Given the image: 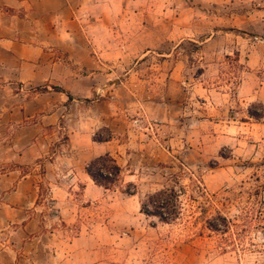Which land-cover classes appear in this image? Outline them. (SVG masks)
I'll return each instance as SVG.
<instances>
[{"label":"rangeland","instance_id":"374dc122","mask_svg":"<svg viewBox=\"0 0 264 264\" xmlns=\"http://www.w3.org/2000/svg\"><path fill=\"white\" fill-rule=\"evenodd\" d=\"M10 2L0 0L2 15L24 18L29 7L11 6ZM74 5L72 13H64V18L74 22L62 28L69 32L64 38L69 45H50L45 48L47 58L33 62L61 60L81 66L79 74L87 73V64L93 59L125 66L115 72L111 87L96 89L91 97L98 99L97 115L105 109L109 114L113 110L117 118L113 122L111 115L106 117L112 121L110 126L99 128L94 138H109L111 129L117 131L119 126L123 133L122 119L139 120L131 161L122 168L119 184L105 195L83 202L81 183L74 173L65 171L69 165L62 164V159L72 156L71 121L77 113L86 116L89 102L81 101L77 109L74 102H78L61 100L60 91L38 90L45 85L42 81L9 79L8 68V73L4 71L0 77V176L17 169L39 180L31 212L47 219L67 206L52 198L53 189L58 184L75 189L78 202L72 207L79 210V217L75 226L63 233L65 239L83 236L102 242L121 237L139 243L126 248L125 264H264V103L253 102L249 110L259 117L250 113V119L240 117L227 137L219 140L207 134L215 129L216 134L221 133L225 130L221 127L205 124L199 130L193 119L190 131L184 128L193 117L195 104L186 111L190 116L176 118V130L168 128L162 114L158 121L145 118L140 106L149 99L158 103L168 93L176 92L174 98L179 100L191 90L188 97H193L195 78L205 69L212 73L218 70V63L228 58L237 60L235 54L224 57L222 52L216 53L217 47H231L234 35L243 34L245 28L264 38V22L259 21L264 8L249 0H74ZM249 12L256 18L247 23ZM207 39L211 41L208 46ZM108 53L105 58L103 54ZM172 61L182 67L190 86L166 85L165 81H155L157 85L138 83L135 71H130L143 65L147 71L139 77L150 80L152 72L147 67ZM238 64L242 65L234 62ZM85 93L82 90L81 95ZM192 101L198 103L197 98ZM158 112L165 114V110ZM121 136L133 137L130 133ZM27 149L46 154L20 164L19 154ZM49 161L59 162L55 173L46 168ZM128 170L135 176L125 177ZM166 188L179 193L180 213L171 222H161L141 211L146 195ZM127 189L135 191L134 202ZM5 192L0 188V204ZM211 224L216 225L215 230ZM119 225L122 232L115 230Z\"/></svg>","mask_w":264,"mask_h":264},{"label":"crops","instance_id":"0c3cea01","mask_svg":"<svg viewBox=\"0 0 264 264\" xmlns=\"http://www.w3.org/2000/svg\"><path fill=\"white\" fill-rule=\"evenodd\" d=\"M249 1L251 4L257 1L258 6L264 8V0ZM10 5L28 6L29 8L26 9L24 18L6 17L0 11V77L3 76L4 71L8 73L9 68L8 78L11 80L42 81L49 91L52 86H61L66 89L72 95V99L78 102H74L77 109L81 101L89 102L86 116L77 113L75 114L77 117L71 121L69 141L72 156L66 160L62 159V164L63 162L68 164L69 167L65 165L67 166L65 171L68 174L74 173L75 179L81 183L83 202L95 200L105 195L110 189H105L95 183L87 173L88 163L100 155L110 153L122 168L127 166L132 156L130 149L133 148L138 137L135 136L134 131H137L135 124L139 120L125 118L122 119L125 121L123 133L119 131V126L117 131H114V128L111 129L109 140L97 141L94 138L99 128L110 126L112 121L106 117L111 115L113 122L117 118L113 110L109 114L105 109L103 115L101 113L97 115L95 101L98 99H92L91 94L96 89L111 87L115 72L121 68L125 69V66L120 61L121 64L112 65L105 60L97 62L93 59V63L90 60L87 64V73L79 74L81 66L62 63L61 60L53 61L52 59L53 63L45 60V63L42 61L41 64L33 62L43 56L47 58L49 53L45 48L50 45L55 44L62 48L69 45L67 39H64L69 32H64L62 28L68 22H74V19L64 18V13L74 11V0H11ZM255 18L256 16L249 12L246 16L247 23ZM259 21L264 22V14ZM247 30L245 28L241 32L243 34L234 35L231 47L222 46L215 49L216 53L222 52L224 57L235 54L237 60L228 58L227 61L218 63V70L212 73L205 69L204 73L195 78L194 86L191 88L194 90L193 97H188L191 94L190 90L188 96L179 98V100L174 98L176 96L174 92L173 94L168 93L167 98L158 103L151 99L141 103L140 106L144 109L146 116L144 117L158 121L159 115L162 114L163 120L168 122V128L176 130V118L190 116V113L186 111L188 109L191 111L192 105L195 104L196 108L192 107L193 117L189 119V125L184 128L191 127V121L194 119L197 122L194 126L199 130L203 129L205 124H211V128L214 129L216 127L225 129L218 134H216V129L213 134H207L217 140L219 137H227L230 130L234 128V124L239 122L240 117L250 119L251 104L256 100L264 103V38ZM209 44L211 41L207 39L206 46ZM145 54L147 53L142 55ZM103 56L108 58L110 54H103ZM25 60L27 61L21 64ZM237 61L242 65H234ZM141 66L136 70L130 69V71H135L134 79L138 83L165 81L166 85L170 83L191 85L187 83V77L181 73L182 67L174 61L152 64L147 67L152 72L150 80L139 77L144 76V72L147 71L143 69V65ZM130 75L133 77V74ZM204 75L206 77H203ZM183 89L186 90V87ZM82 90L86 92V95H81ZM59 93L62 94L61 100L69 99L65 92L60 91ZM193 98H197L198 103L193 102ZM102 102L109 104L107 100ZM176 104L178 105L177 112ZM159 110H165V114L159 113ZM150 127L152 128V125ZM125 133H130L133 137L123 138L121 135ZM45 154L46 152L27 149L19 154L18 162L29 164ZM59 166V162L54 164L49 161L46 168L55 173ZM133 176L135 175L130 172L125 175L130 178ZM33 177L30 173H21L17 169H11L0 176V188L6 190L3 193L4 202L0 204V214L4 213L0 218V264H125L124 259L128 254L126 248L132 245L136 247L139 243H130L121 237L114 241L104 240L103 243L90 240L89 237L83 238V236L69 238L68 241L65 239L63 233L72 229L79 217V210L72 207L75 201L78 202L77 197L75 198V189L71 190L69 186L61 184L53 189L55 194L52 198H58L59 204L67 206L61 211L57 210L58 215H53L52 219L32 213V199L34 196V199L37 198V184L35 183L39 181ZM135 195H128L133 202ZM121 229L120 225L115 228L119 232H122Z\"/></svg>","mask_w":264,"mask_h":264},{"label":"trees","instance_id":"16d2710c","mask_svg":"<svg viewBox=\"0 0 264 264\" xmlns=\"http://www.w3.org/2000/svg\"><path fill=\"white\" fill-rule=\"evenodd\" d=\"M52 89L56 91L65 92L69 99H72V95L69 91L59 86H52ZM38 90L47 91L48 87H38ZM249 113L253 117H259L258 113L253 112L252 109ZM97 141H106L108 138L95 137ZM87 173L99 186L105 189H112L122 181L123 169L117 163L116 158L110 153L100 155L92 159L87 167ZM131 184H129L130 186ZM129 194H135V191L129 189L126 190ZM179 193L173 188L161 189L154 193L146 195V198L141 203V211L147 216L157 217L161 222H171L175 220L180 213L179 206ZM211 227L215 230L216 225L211 224Z\"/></svg>","mask_w":264,"mask_h":264}]
</instances>
